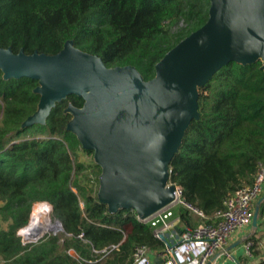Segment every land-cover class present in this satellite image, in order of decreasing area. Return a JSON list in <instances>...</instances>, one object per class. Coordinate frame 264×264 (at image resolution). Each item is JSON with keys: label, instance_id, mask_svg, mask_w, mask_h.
<instances>
[{"label": "trees", "instance_id": "trees-1", "mask_svg": "<svg viewBox=\"0 0 264 264\" xmlns=\"http://www.w3.org/2000/svg\"><path fill=\"white\" fill-rule=\"evenodd\" d=\"M209 5L210 0H0V47L54 55L70 40L107 67L133 66L148 81L156 63L206 22ZM179 22L182 26L173 31ZM37 85L27 77L3 78L0 71V216L7 222L0 228V263L131 264L134 245L163 250L164 241L132 210L111 213L92 192L86 167L76 158L80 143L66 129L71 114L65 109L81 107V97L69 95L56 103L43 125L23 126L37 110ZM197 104L199 117L169 162L168 181L211 222L224 199L251 185L264 166L261 62L221 67L198 88ZM92 169L100 174L97 164ZM43 201L52 206L63 232L22 244L17 230L46 203L28 206ZM177 214L179 226L197 225L186 208L179 207ZM259 219L264 226V201ZM24 228L21 234L33 240ZM120 230L124 241L102 251L119 240ZM251 240L252 255H260L264 234ZM255 264H264V255Z\"/></svg>", "mask_w": 264, "mask_h": 264}, {"label": "water", "instance_id": "water-1", "mask_svg": "<svg viewBox=\"0 0 264 264\" xmlns=\"http://www.w3.org/2000/svg\"><path fill=\"white\" fill-rule=\"evenodd\" d=\"M257 60L264 71V0H210L206 22L156 63L148 81L133 66L107 67L70 40L54 55L0 47L3 78L38 82L37 110L23 126L43 125L56 103L81 97V107L65 109L71 114L66 129L100 167L97 198L111 213L130 209L141 218L173 199L169 162L199 117L198 88L229 62ZM263 201L256 203L253 227Z\"/></svg>", "mask_w": 264, "mask_h": 264}, {"label": "built area", "instance_id": "built-area-1", "mask_svg": "<svg viewBox=\"0 0 264 264\" xmlns=\"http://www.w3.org/2000/svg\"><path fill=\"white\" fill-rule=\"evenodd\" d=\"M166 186L174 187L173 199L170 203L144 218L139 217L134 210L132 211L138 222L150 227L155 237L159 238L162 235L167 244L164 242L165 248L159 252H154L145 245H134L131 264H206L214 255L225 251L230 238L235 233L252 225L256 203L264 196V166L259 168L251 185L237 189L224 199L222 208L213 214L211 222H206L209 217L203 211L184 200L180 186L169 181ZM35 204L31 205V209L35 207ZM49 207L50 204L47 203L48 211ZM179 207L186 208L201 222L195 226H179L176 211ZM50 221L57 225L58 229L43 231L33 240H27L21 234L22 229H18L16 234H21V243L27 244L41 239L44 235H57L56 233L63 232L58 219ZM120 231L119 240L102 251L114 249L124 241L125 234L122 230ZM78 236L81 237V234ZM251 237L257 239L254 234L244 238V253L248 257L252 255Z\"/></svg>", "mask_w": 264, "mask_h": 264}, {"label": "crops", "instance_id": "crops-1", "mask_svg": "<svg viewBox=\"0 0 264 264\" xmlns=\"http://www.w3.org/2000/svg\"><path fill=\"white\" fill-rule=\"evenodd\" d=\"M249 234H254L257 239L264 234V226L260 224L258 217V223L256 227L253 225L235 233L229 240L227 247L233 246L228 252L220 254L212 264H255L264 255V241L261 240L260 245L263 251L260 255H251L248 257L244 253V238Z\"/></svg>", "mask_w": 264, "mask_h": 264}, {"label": "rangeland", "instance_id": "rangeland-1", "mask_svg": "<svg viewBox=\"0 0 264 264\" xmlns=\"http://www.w3.org/2000/svg\"><path fill=\"white\" fill-rule=\"evenodd\" d=\"M181 26H182V24L179 22L177 25L174 26L173 31L176 30V27L179 28ZM75 153H76L77 161L80 162V163H82L86 167V173H87L89 179H91V184H92V187H93V191L92 192L95 193V194H97L98 187H99V175L97 176L96 173H94L93 172V169H92L93 165L96 164L95 163V160H94V157H93V153H86V152H84L82 150L81 145L80 146H77L75 148ZM81 178L83 179V177H81ZM35 203L37 204V203H47V202H45V201H43V202H32L28 206V209H31V205L32 204H35ZM0 206H2V203H0ZM45 207H46V210H47V205ZM176 211L178 212V209ZM48 212H47L48 213V217L50 216L49 219L50 220H54L55 218H53L54 215H53V209H52V206L51 205L49 207V211ZM30 217H31V214H30ZM30 217H29V220H27L26 223L22 227L19 228V230L20 229H23L25 226L28 225V223L30 222ZM194 222L196 224H198V223L201 222V220H199L198 218H195L194 217ZM6 227H7V222H4L1 219V216H0V228L1 229H4ZM24 231H28V230L27 229H24ZM45 231H48V230H45ZM56 234L58 235L59 233H56ZM16 235H18L19 240L22 239L21 234L20 235L19 234H16ZM29 236H31V234H29ZM30 243H33V242H30ZM251 254H252V251H251ZM0 264H2V263H0Z\"/></svg>", "mask_w": 264, "mask_h": 264}, {"label": "bare ground", "instance_id": "bare-ground-1", "mask_svg": "<svg viewBox=\"0 0 264 264\" xmlns=\"http://www.w3.org/2000/svg\"><path fill=\"white\" fill-rule=\"evenodd\" d=\"M46 204H40L31 211L30 223L24 228L28 230L24 233L28 236L31 234L29 236L31 239H35L45 230L58 229L57 225L51 223L50 216L48 217L49 212L46 210Z\"/></svg>", "mask_w": 264, "mask_h": 264}]
</instances>
